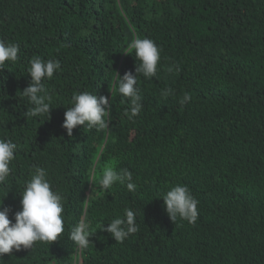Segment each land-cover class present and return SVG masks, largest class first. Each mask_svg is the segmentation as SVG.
Here are the masks:
<instances>
[{
	"label": "trees",
	"instance_id": "trees-1",
	"mask_svg": "<svg viewBox=\"0 0 264 264\" xmlns=\"http://www.w3.org/2000/svg\"><path fill=\"white\" fill-rule=\"evenodd\" d=\"M136 38L153 40L160 61L156 77L137 76L143 108L129 119L116 80L136 75ZM0 41L20 46L0 70V139L17 145L0 199L14 222L38 166L64 204L56 241L0 264H264V0H0ZM37 57L61 68L45 81L49 117L32 118L20 92ZM83 91L109 99L108 127L69 137L64 114ZM106 166L131 171L135 190L97 191ZM176 184L199 201L195 224L165 211ZM128 208L138 232L119 243L98 229ZM82 218L93 235L78 250L69 236Z\"/></svg>",
	"mask_w": 264,
	"mask_h": 264
},
{
	"label": "clouds",
	"instance_id": "clouds-1",
	"mask_svg": "<svg viewBox=\"0 0 264 264\" xmlns=\"http://www.w3.org/2000/svg\"><path fill=\"white\" fill-rule=\"evenodd\" d=\"M129 49L135 50L137 61L136 75L126 72L122 77L117 74L116 85L122 97L130 101V107L125 115L129 119L138 116L143 108L140 90L137 87V76L145 79L157 76L160 51L156 43L149 38H136ZM20 46L17 43H5L0 41V70L7 68V62L15 63L19 60ZM61 68L59 61L42 60L35 58L30 61L27 74L31 80L22 91L21 98H25L31 107L24 113L26 117H49L52 108V97L45 86L46 80H51L55 72ZM169 73L179 71L178 66L167 68ZM173 94L171 88L163 90L162 96L167 98ZM191 95L185 93L180 100L181 104L188 103ZM71 107L64 114L62 127L67 135L72 136L73 129L77 126H86L89 129L103 130L108 127L105 119L110 111L109 99L105 96H97L89 91L74 93L71 97ZM17 145L10 139H0V186H6L11 174L10 163L15 158ZM46 169L33 166L20 193L21 210L14 216V222L9 219L10 209L3 206V198L0 199V257L3 254L12 253L13 250L32 249L38 242L50 245L64 232V204L63 197L53 190ZM95 179V174H93ZM133 174L128 169L117 170L112 166H106L102 175L96 180L97 191L106 193L113 185L120 184L134 191L136 185L132 182ZM165 211L170 219L175 222L178 218L195 224L198 218L199 201L191 194L186 185L176 184L162 196ZM92 225L89 220L82 218L71 230L69 239L78 250H85L90 245L89 237L93 235ZM108 232L116 242L122 243L131 234L139 231L136 223V213L131 209H125L122 217L111 220L105 227L104 223L98 228Z\"/></svg>",
	"mask_w": 264,
	"mask_h": 264
}]
</instances>
